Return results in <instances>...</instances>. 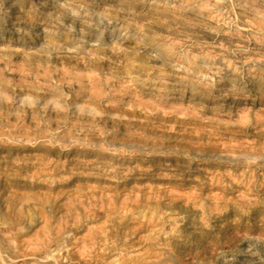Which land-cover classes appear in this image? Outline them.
<instances>
[{
    "label": "rangeland",
    "instance_id": "374dc122",
    "mask_svg": "<svg viewBox=\"0 0 264 264\" xmlns=\"http://www.w3.org/2000/svg\"><path fill=\"white\" fill-rule=\"evenodd\" d=\"M0 264H264V0H0Z\"/></svg>",
    "mask_w": 264,
    "mask_h": 264
}]
</instances>
